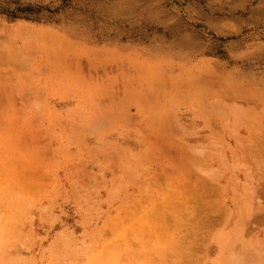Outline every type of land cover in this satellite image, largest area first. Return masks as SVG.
Instances as JSON below:
<instances>
[{
    "label": "rangeland",
    "instance_id": "rangeland-1",
    "mask_svg": "<svg viewBox=\"0 0 264 264\" xmlns=\"http://www.w3.org/2000/svg\"><path fill=\"white\" fill-rule=\"evenodd\" d=\"M0 264H264V0H0Z\"/></svg>",
    "mask_w": 264,
    "mask_h": 264
}]
</instances>
